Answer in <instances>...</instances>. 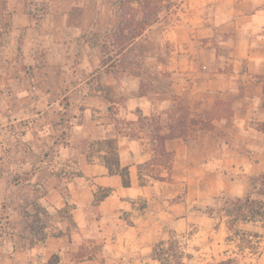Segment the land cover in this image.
Listing matches in <instances>:
<instances>
[{
	"label": "rangeland",
	"instance_id": "374dc122",
	"mask_svg": "<svg viewBox=\"0 0 264 264\" xmlns=\"http://www.w3.org/2000/svg\"><path fill=\"white\" fill-rule=\"evenodd\" d=\"M118 2L0 0V264H46L50 251L57 248L60 264H82L83 260L86 264H123L119 259L127 260L128 253L133 256L132 264H161L149 254L170 236L185 254L183 264H258L264 248L262 223H236L229 230L227 218L218 210L222 198H232L219 191L221 182L226 183L228 169L217 167L213 172V168L204 171L192 166L182 179H173L172 154L162 157L154 152V143L138 130L141 115L129 119L124 107L125 98L137 94L132 78L144 77L146 68L154 63L150 58L161 59L155 56L160 48L167 53L174 48L168 41L161 42L168 28L181 18H212L221 1L169 0L168 7L162 8L150 26L156 28L154 32L148 27L135 39L130 53L111 69L112 74L106 75L102 64L108 62L107 54L118 48L115 39L119 41L120 36L134 32ZM236 3L238 0L233 1L234 8ZM135 15L134 22L142 20L137 7ZM154 87L151 79H142L138 94L154 93ZM94 92H101L107 101L112 135H137L143 153L150 156L136 168L142 177L139 183L147 187L160 183L163 188L152 191V197H140L139 211L157 215L159 210L175 206L163 224L157 225L159 218L152 215L150 227L157 226L153 231L160 238L150 246L132 251H108L104 245L86 243L74 246L65 237L75 231L68 207L53 211L56 216L51 222L47 201L41 200L46 191L35 192L36 181L29 185L23 182L36 174L44 178L53 172L61 178L60 190L68 189L65 180L80 175L73 163L81 154L91 160L101 158L102 154L95 152L96 146L90 145L97 140L76 139L72 132L90 108L86 100ZM64 98L69 104L65 113ZM172 100L170 108L149 116L161 127H169L172 134L192 141L196 127L212 126L209 114L192 117L185 99ZM87 114L94 115L92 111ZM220 139L227 142L228 137L221 135ZM248 193H252L251 186ZM51 236L58 237L60 245L46 244Z\"/></svg>",
	"mask_w": 264,
	"mask_h": 264
},
{
	"label": "crops",
	"instance_id": "0c3cea01",
	"mask_svg": "<svg viewBox=\"0 0 264 264\" xmlns=\"http://www.w3.org/2000/svg\"><path fill=\"white\" fill-rule=\"evenodd\" d=\"M220 1L212 18H181L168 28V35L161 42L168 41L174 48L169 53L160 48L155 56L161 59L150 58L154 63L146 68L144 77L132 78L137 94L126 97L124 107L129 119L137 114L149 117L155 111L170 108L172 97H182L192 117L209 114L212 126L196 127L194 140L179 137L164 141L165 150L173 156L172 178L182 179L192 166L200 170L213 168V172L217 167L227 168L226 183L221 182L219 191L242 198L247 195L250 178L264 171V0H238L236 8L234 0ZM150 28L152 31H147L156 29ZM145 78L155 85L154 93L138 94ZM106 102L101 92L87 97L90 108L72 128L76 139L116 138ZM90 111L93 116L87 114ZM168 133L167 128L163 129L162 134ZM221 135L228 137L227 142L220 141ZM116 144L120 165L129 171V187H123L119 176L108 174L102 158L91 160L84 154L73 163L80 175L65 180L68 189L60 190L61 178L53 172L44 178L36 174L33 179L24 180L25 185L36 181L35 192L46 191L41 200L47 201L51 222L56 216L53 211L68 207L75 231L65 237L74 246L86 243L104 245L108 251H132L160 238L153 231L157 226L150 227L149 223L155 213L137 208L140 197H152V191L163 189L160 183L149 187L139 183L136 168L149 161L150 156L143 153L141 139L121 135ZM102 190H107L109 196L96 201ZM174 208L159 210L155 215L159 218L157 225L163 224ZM59 241L51 236L46 244L60 245ZM55 251H50L51 257L57 255L58 248ZM127 257L119 261L132 264V254ZM81 263L86 264L84 260ZM258 264H264V248Z\"/></svg>",
	"mask_w": 264,
	"mask_h": 264
},
{
	"label": "trees",
	"instance_id": "16d2710c",
	"mask_svg": "<svg viewBox=\"0 0 264 264\" xmlns=\"http://www.w3.org/2000/svg\"><path fill=\"white\" fill-rule=\"evenodd\" d=\"M169 0H119L118 8L120 10H125L126 18H130V26L133 27V34L122 35L119 41L115 39L118 43V48L112 50V54H107L108 62L102 64L103 71L106 75L112 74V70L120 58L125 57L130 53L135 39L142 36L143 32L150 26H152L162 11V8H167L169 5ZM136 7L141 10L142 20L139 22H134L135 9ZM122 18H124L122 16ZM117 46V45H116ZM68 98H64L63 109L64 113L68 110ZM154 117H143L140 116L138 120V130L141 134L148 136L151 142L154 143L153 151L158 152L160 156H170V154L164 148V141L168 139H174L182 137L181 134H172L173 130L167 127H161L159 122L156 123ZM68 122V121H67ZM158 124V125H157ZM147 127L150 128L147 130ZM164 128L169 130L168 134H162ZM124 136L133 139H141L135 134L124 133ZM92 147L96 146L95 152L102 154L101 158L103 160L104 166L108 171V174L119 176L122 180L123 187H129V171L127 167H121L119 154L116 144V138L111 137L103 140H97L90 144ZM142 166V165H140ZM27 179V178H25ZM24 179V180H25ZM138 179L141 181L142 177L138 171ZM23 180V182H24ZM250 186L252 188V193H248L242 198H222V205L218 210L224 214L227 218L228 229L230 226L236 223H256L261 222L262 228L264 229V171L258 176L250 178ZM102 194L96 197L97 200H102L109 196L107 190H102ZM239 232L234 231V234ZM248 244L249 240H246ZM184 253L180 252L178 245L173 236L166 242L157 243L149 254L150 258L158 261L161 264H183L182 259ZM46 264H59V257L57 255L52 256ZM221 264H224L223 262Z\"/></svg>",
	"mask_w": 264,
	"mask_h": 264
}]
</instances>
